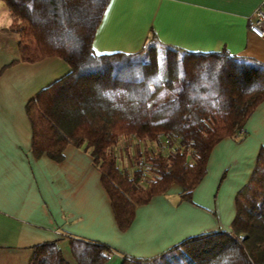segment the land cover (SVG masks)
Returning <instances> with one entry per match:
<instances>
[{
    "label": "trees",
    "instance_id": "trees-1",
    "mask_svg": "<svg viewBox=\"0 0 264 264\" xmlns=\"http://www.w3.org/2000/svg\"><path fill=\"white\" fill-rule=\"evenodd\" d=\"M2 1L12 18L3 31L20 37L18 61L57 56L70 68L26 103L34 154L59 159L67 144L90 149L121 230L130 226L138 205L173 184L181 189L179 201H191L213 146L225 137L240 142L245 121L264 99V62L225 50L190 52L153 36L134 53H95L93 37L109 0ZM159 49L165 50L164 77L154 65ZM120 135L150 143L164 136L173 150L138 154L143 168L130 173L109 151ZM145 171L152 178L142 183ZM235 209L230 231L189 236L153 258L125 255L120 264H264V148L235 196ZM70 248L77 264H103L113 252L81 238ZM29 264L69 262L50 241L34 247Z\"/></svg>",
    "mask_w": 264,
    "mask_h": 264
},
{
    "label": "crops",
    "instance_id": "crops-1",
    "mask_svg": "<svg viewBox=\"0 0 264 264\" xmlns=\"http://www.w3.org/2000/svg\"><path fill=\"white\" fill-rule=\"evenodd\" d=\"M264 0H109L92 41L95 53H134L153 36L190 52L225 50L264 62V38L249 32ZM11 20L0 0V20ZM0 26V264H29L34 247L56 241L63 258L77 264L70 242L99 241L113 250L103 264L123 256L153 258L185 238L231 230L235 196L264 148V99L244 124L240 141L225 137L212 148L206 173L191 201H179L176 184L135 208L126 230L118 228L100 172L84 144H67L59 159L32 150L27 101L66 75L69 65L51 56L19 60V35ZM153 149L134 137L114 144L117 164L130 173L135 156ZM146 155V154H145Z\"/></svg>",
    "mask_w": 264,
    "mask_h": 264
},
{
    "label": "rangeland",
    "instance_id": "rangeland-1",
    "mask_svg": "<svg viewBox=\"0 0 264 264\" xmlns=\"http://www.w3.org/2000/svg\"><path fill=\"white\" fill-rule=\"evenodd\" d=\"M164 57H165V50L159 49L157 54H156L157 62L154 65L156 66V71L158 72V74H160L161 77L166 76V71H167ZM153 59H155V56H153ZM153 63H155V62H153ZM131 137H134L136 142H139V143L146 142L147 144H150L153 147V150L151 149L149 151V148H148L147 149L148 151L144 152L146 155H150L152 152H158V151H161V152L166 154V150L169 149L168 145H171L170 139H168L167 137H164V136H159V138H160L159 142L150 143V142L146 141L145 139L139 138V137L134 136V135H120L117 139V142H120L122 140H128V138H131ZM167 140H169V142H167ZM109 151H110V149H109ZM110 152L112 153V151H110ZM145 154H143V156H146ZM136 157H138V155H136L135 158ZM143 160L146 161L145 157ZM189 163H191V162H189ZM145 172H146V175H145V178L142 179V183H146V181H148L152 178L150 172H148V171H145Z\"/></svg>",
    "mask_w": 264,
    "mask_h": 264
},
{
    "label": "built area",
    "instance_id": "built-area-1",
    "mask_svg": "<svg viewBox=\"0 0 264 264\" xmlns=\"http://www.w3.org/2000/svg\"><path fill=\"white\" fill-rule=\"evenodd\" d=\"M248 29L249 32L252 33L253 35L259 38H264V1L261 2V4L254 10L253 19L250 21ZM167 142H169V140H167ZM168 147L169 149L173 150L172 145H168ZM168 150H166V154L163 153V155H167ZM139 167L143 168V166L141 167L135 159V168H139ZM144 178L145 177H143V179Z\"/></svg>",
    "mask_w": 264,
    "mask_h": 264
},
{
    "label": "clouds",
    "instance_id": "clouds-1",
    "mask_svg": "<svg viewBox=\"0 0 264 264\" xmlns=\"http://www.w3.org/2000/svg\"><path fill=\"white\" fill-rule=\"evenodd\" d=\"M10 24H11V20H10V19L7 20V21H5V20H0V26L10 25Z\"/></svg>",
    "mask_w": 264,
    "mask_h": 264
}]
</instances>
